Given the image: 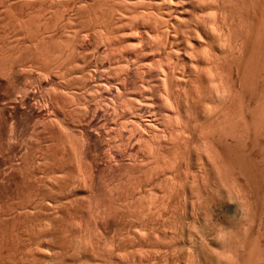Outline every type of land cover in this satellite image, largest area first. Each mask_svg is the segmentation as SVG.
I'll return each instance as SVG.
<instances>
[{
  "label": "rangeland",
  "instance_id": "obj_1",
  "mask_svg": "<svg viewBox=\"0 0 264 264\" xmlns=\"http://www.w3.org/2000/svg\"><path fill=\"white\" fill-rule=\"evenodd\" d=\"M210 1L0 0V264H264V0Z\"/></svg>",
  "mask_w": 264,
  "mask_h": 264
},
{
  "label": "bare ground",
  "instance_id": "obj_2",
  "mask_svg": "<svg viewBox=\"0 0 264 264\" xmlns=\"http://www.w3.org/2000/svg\"><path fill=\"white\" fill-rule=\"evenodd\" d=\"M220 1H221V0H211V1H210L211 3L209 2L211 5L208 3L207 8H208V6H209V7H210L209 9L212 10V11L215 10V9H216L217 11H218V10H221L220 8H221V6L223 5V1H224V0H222V2H221L222 5H221V6H220V4H221ZM212 2H213V3H212ZM214 6H215V7H214ZM222 7H223V6H222ZM214 12H215V11H214ZM214 12H213L212 14H210L209 19H210V18H211V19L208 20V21H209V22H208L209 26H208V24L205 25V29H204V31H207V32L209 31L208 33H209V34L212 33L216 38H221L222 36H226V33H229V32L231 33V30H230V29L228 30V27H227V31H228V32H226V31L223 29V30H221V31H225L226 33H225V34H224V33L221 34V32H220L221 27L219 26V27H220V28H219L218 26H216V24H217V25L219 24V23H218V20H219V19H220L219 21H222V22L224 23V21H225V16H224V15H221V17H219V19L217 18V19H218V20H217L216 17L218 16V12H219V11L217 12V16H216V17H215V14H216V13H214ZM221 13H222V12H221ZM222 14H223V13H222ZM219 15H220V12H219ZM225 22H226V21H225ZM239 22H240V21H239ZM221 24H222V23H221ZM221 24H220V25H221ZM224 24H225V23H224ZM224 24H223V25H224ZM227 24H228V23H227ZM227 24H226V25H227ZM195 27H196V26H195ZM206 27H208L207 30H206ZM216 27H218V28H216ZM224 27H226V26H224ZM251 28H252V27H251ZM194 29H195V28H194ZM252 30H253V29H252ZM256 30L258 31V28H257ZM249 31H251V30L249 29ZM259 31H261V30H259ZM201 32H203V31H201ZM201 32H200V33H201ZM247 32H248V30H247ZM254 32H255V31H254ZM194 33H195L196 36L199 35V33H198L197 31H196V32L194 31ZM194 33H193V34H194ZM204 33H205V32H204ZM208 33H205V35H206V34L208 35ZM230 33L227 34V36H226V38H227V40H226L227 43H226V44H227L228 48H230V46L233 44V43L231 42L232 39H230V37H228V36H230V35L232 34V33H231V34H230ZM245 33H246V32H245ZM251 33H252V32H251ZM251 33H250V35H251ZM259 33H260V32H259ZM259 33H258V34H259ZM262 33H263V32H262ZM262 33H261V35H262ZM212 34H211L212 37L210 36V38H211L212 40L209 38L210 40H209L208 44L210 43V41H211V42H214V41H213V40H214L213 38H215V37H213ZM232 35H233V34H232ZM253 35H254L253 37H255V34H253ZM259 35H260V34H259ZM201 36H202V35H201ZM233 36H235V35H233ZM231 37H232V36H231ZM241 37H242V36H241ZM241 37H240V38H241ZM251 37H252V36H251ZM202 38H203V36L201 37V39H202ZM206 38H207V37H206ZM228 38H229V39H228ZM242 38H243V37H242ZM242 38H241V39H242ZM259 38H261V37H259ZM207 39H208V38H207ZM207 39H206V40H207ZM233 39H234V37H233ZM235 39H236V41H238V40H237L238 38H236V36H235ZM250 39H251V38H250ZM253 39H256V38H253ZM253 39H252V41H251V40H250V41L253 42V41H254ZM202 40H204V39H202ZM228 40H230V41H228ZM199 41H200V40H199ZM199 41H198V42H199ZM226 41H225V42H226ZM232 41H234V40H232ZM236 41H234V42H236ZM239 41H240V40H239ZM243 41H244V40H242V42H243ZM261 41H262V40H261ZM206 42H207V41H206ZM229 42L232 43V44H231V45H228ZM254 42H255V41H254ZM202 43H203V44H206L207 46L210 45V47L212 46L211 44H213V43H211V44L208 45V44L205 43V42H202ZM230 43H229V44H230ZM240 43H241V41H240ZM256 43H257V42H256ZM263 43H264V42H263ZM259 44H260V43H259ZM261 44H262V43H261ZM242 45H243V44H242ZM253 45H254V44H253ZM203 46H204V45H203ZM238 46H239V45H238ZM238 46H237V48H238ZM243 46H244V45H243ZM243 46H241V47H243ZM258 46H259V45H258ZM205 47H206V46H205ZM210 47H209V48H210ZM234 47H235V46H234ZM254 47H255V46H254ZM259 47H260V46H259ZM237 48H236V49H237ZM251 48H252V44H251L250 49H251ZM262 48H264V47L261 46V49H262ZM210 49H212V48H210ZM210 49H208V50H210ZM213 49H214V48H213ZM213 49H212V50H213ZM239 49H240V48H239ZM239 49H238V50H239ZM212 50H210V51H212ZM229 50H232V47H231ZM253 50H254V48H253ZM263 50H264V49H263ZM219 51H220V50H219ZM227 51H228V49H227ZM207 52H208V51H207ZM213 52H214V51H213ZM215 52H216V51H215ZM251 52H252V51H250V54H252ZM260 52H262V50H260ZM260 52H259V53H260ZM211 53H212V52H211ZM225 53H226V52H225ZM262 53H263V52H262ZM262 53H261V55H262ZM226 54H227V53H226ZM209 55H211V54L209 53ZM209 55L207 54L206 56H209ZM213 55H214V54H213ZM216 55H217V53H216ZM216 55H215V56H216ZM250 56H251V55H250ZM263 56H264V55H263ZM209 57H211V56H209ZM209 57H208V58H209ZM217 57H218V55H217ZM208 58H205V61H206V62H207L209 59H211V58H209V59H208ZM214 58H215V57H214ZM254 58H255V57L253 56V59H254ZM262 58H263V57L261 56L260 59H262ZM212 59H213V58H212ZM215 59H216V58H215ZM256 59H257V57H256ZM260 59H259V60H260ZM213 60H214V59H213ZM257 60H258V59H257ZM252 61H253V60H252ZM263 61H264V60H263ZM211 62H212V64H213V62H215V61H210V63H211ZM255 62H256V61H255ZM257 62H258V61H257ZM207 63H209V62H207ZM207 63H206V64H207ZM258 63H259V62H258ZM260 63H261V62H260ZM214 64H217V60H216V63H214ZM255 64H256V63H255ZM196 65H197V64H196ZM208 65H210V64H208ZM256 65H257V64H256ZM260 66H261V65H260ZM255 67H256V66H255ZM257 67H258V66H257ZM196 68H197V67L195 66V68H193V70H196ZM257 69H259V68H257ZM260 70H261V69H260ZM258 71H259V70H258ZM211 72H212V71H211ZM211 72H210V73H211ZM158 73L162 76V77L160 78L161 83H162V89H163L161 92L164 93L163 95H165V97H164V96H163V97H164V99L166 100V103H167V101H168L169 99L166 98V97H169V96H166V95L171 94V91H172L173 88H172L171 91H169L168 94H167V80L169 79V75H168V74L165 72V70H163L162 68L159 69V72H158ZM208 73H209V71H208ZM210 73H209L208 75L211 76ZM259 73H260V72H259ZM262 73H263V72H262ZM254 74H255V73H254ZM256 74H257V73H256ZM256 74H255V76H256ZM212 75H214V76L216 77V74H212ZM214 76H212V78L209 77L211 80H212V79H215V80L212 81V83H213L214 81H216V78H217L218 76H220V75H218L216 78H214ZM262 77H263V76H262ZM180 78H181V77H180ZM180 78H179V79H180ZM220 78H221V77H219V81L222 82V81L220 80ZM255 78H256V77H255ZM255 78H254V79H255ZM258 78H259V77H258ZM179 79H178V83H180V82H179ZM217 80H218V79H217ZM255 80H256V79H255ZM263 80H264V79H263ZM120 81H121V80H120ZM180 81H181V79H180ZM257 81H258V80H257ZM258 82H259V81H258ZM158 83H160V82H158ZM171 83H172V82H171ZM176 83H177V79H176ZM212 83H211V84H212ZM215 83H216V82H215ZM254 83H255V82H254ZM157 85H158V84H157ZM160 85H161V84H160ZM160 85H158V86L160 87ZM215 85H216V84H215ZM250 85H252V82H251ZM168 86H169V85H168ZM213 86H214V83H213ZM216 86H217V85H216ZM219 86H222V83H221V85H220V83H219ZM256 86H257V85H256ZM172 87H174L173 84H172ZM211 87H212V86H211ZM263 87H264V86H263ZM170 88H171V87H170ZM218 88H219V87L217 86V90H218ZM221 88H222V90H223L224 87L222 86ZM228 88H229V87H228ZM253 88H254V87H253ZM258 88H259V87H258ZM260 88H261V87H260ZM260 88H259V90H260ZM211 89L213 90V88H211ZM214 89H215V88H214ZM251 90H252V89H251ZM254 90H257V89L255 88ZM176 91H177V90H175V88H174V92H175V93H177ZM220 91H221V90H220ZM225 91H227V90L225 89ZM228 91H229V89H228ZM252 91H253V90H252ZM172 92H173V91H172ZM257 92H258V91H257ZM257 92H256V93H257ZM159 93H160V92H159ZM175 93H174V94H175ZM178 93H179V92H178ZM211 93H216V90H215L214 92L211 91ZM217 93H218L217 95H216V94L214 95V100H215V98H218V97H219V96H218V95H219V92H217ZM221 93H222V92H220V96H221V99H222V98H224V97H222L223 95H221ZM224 93L227 94V93H229V92H227V93L224 92ZM222 94H223V93H222ZM252 94H254V93H251V95H252ZM257 94H258V93H257ZM261 94H262V93H261ZM261 94L259 93L258 95L260 96ZM118 95H119V94H118ZM118 95H117V96H118ZM160 95H162V94H160ZM251 95H250V96H251ZM263 95H264V94H263ZM263 95H262V96H263ZM208 96L210 97L211 95H208ZM215 96H216V97H215ZM224 96H225V95H224ZM228 96H229V95H228ZM256 96H257V95H256ZM119 97H120V96H119ZM226 97H227V95H226ZM254 97H255V95H254ZM160 98H161V97H160ZM210 98H211V97H210ZM228 98H229V97H228ZM228 98H226V100H227ZM259 98H260V97H259ZM261 98H264V97H261ZM261 98H260V99H261ZM120 99H121V98H120ZM167 99H168V100H167ZM208 99H209V98H208ZM221 99H220V97H219L218 100H221ZM251 99H252V98H251ZM214 100H213V101H214ZM256 100H257V99H256ZM256 100L253 99V101H255V102H256ZM121 101H122V99H121ZM127 101H129V100H126V102H127ZM131 101H132V100H131ZM126 102H123V103L128 104V103H126ZM133 102H134V101H133ZM214 102H215V101H214ZM261 102L263 103V104H262L263 106L260 105L261 108H262V107H264V102H263V100H262ZM215 103H216V102H215ZM257 103H258V102H257ZM259 103H260V101H259ZM125 104H124V105H125ZM131 104H132V103H131ZM245 105H246V104H245ZM81 107H82V106H81ZM81 107H80V108H81ZM127 107H128V106H127ZM131 107H132V106H131ZM247 107H248V106H247ZM254 107H256V104H255ZM80 108H79V109H80ZM256 108H257V107H256ZM76 109H77V108H76ZM128 109L130 110L129 107H128ZM77 110H78V109H77ZM74 111H75V110H74ZM74 111H73V112H74ZM77 112H78V111H77ZM81 112H82V111H81ZM81 112H80V113H81ZM68 113H69V112H68ZM74 113H75V112H74ZM69 114H70V113H69ZM78 114H79V113H78ZM257 117H258V116L253 117V118L256 119ZM263 117H264V115H263ZM261 118H262V117H261ZM251 119H252V118H251ZM252 120H253V119H252ZM262 120H263V119H262ZM262 120H261V121H262ZM263 122H264V120H263L261 123H263ZM175 123H177V122H175ZM177 124H178V123H177ZM178 125H179V124H178ZM180 128H181V127H180ZM263 128H264V126H263ZM133 129H134V128H133ZM65 133H66V132H65ZM68 134H69V132H68ZM70 134H71V133H70ZM222 134H223V133H222ZM244 134H245V133H244ZM246 134H247V133H246ZM63 135H64V134H63ZM63 135H62V136H63ZM217 135H218V134H217ZM217 135H216V136H217ZM220 135H221V134H220ZM220 135H219V136H220ZM226 135H227V134H226ZM240 135H242V134H240ZM221 136H222V135H221ZM232 136H233V135H232ZM242 136H243V135H242ZM244 136H245V135H244ZM246 136H247V137H246ZM246 136H245L246 139H248V134H247ZM66 137H67V136H66ZM71 137H72V136H71ZM74 137H75V136H74ZM137 137L139 138L140 136L138 135ZM225 137H226V136H225ZM240 137H241V136H240ZM249 137H250V136H249ZM62 138H63V137H62ZM68 138H70V137H68ZM68 138H67V139H68ZM214 138H215V136H214ZM217 138H218V136H217ZM222 138H223V137H222ZM232 138H233V137H232ZM242 138H244V137H242ZM211 139L213 140V138H211ZM219 139H220L219 141H217L216 139H215V140H216L217 142L221 143V142H222V141H221L222 139H221V138H219ZM235 139H236V138H234V140H235ZM239 139H240V138H239ZM239 139L237 138V140H239ZM246 139H245V141L247 142ZM215 140H214V141H215ZM223 140H224V139H223ZM225 140H226V139H225ZM231 140H232V142H233V139H231ZM237 140H236V141H237ZM240 140H241V139H240ZM240 140H239V141H240ZM242 140H243V139H242ZM248 140H249V139H248ZM75 141H76V140H75ZM77 141H78V140H77ZM77 141H76V142H77ZM142 141H143V139H142ZM220 141H221V142H220ZM250 141H251V140H250ZM253 141H254V140H253ZM255 141H256V140H255ZM255 141H254V142H255ZM72 142H73V140H72ZM251 142H252V141H251ZM234 143H236V142H234ZM238 143H240L239 145H242V141H240V142H238ZM248 143H249V142H248ZM80 144H81V143H80ZM174 144H175V143H174ZM178 144H179V143H178ZM178 144H175V145L177 146ZM223 144H225V143H223ZM223 144H222V145L220 144V146L223 147ZM231 144H233V143H231ZM231 144H230V145H231ZM244 144H245V142L243 143V145H244ZM250 144H251V143H250ZM74 145H75V144H74ZM74 145H72V146H74ZM81 145H82V144H81ZM218 145H219V144H218ZM226 145H227V144H226ZM230 145H229V146H230ZM234 145H235V144H234ZM234 145H233V147H235ZM236 145H237V144H236ZM239 145H238V147H239ZM251 145H253V144H251ZM205 146H206V145H205ZM244 146H247V145H244ZM77 147H78V146H77ZM231 147H232V145H231ZM231 147H230V148H231ZM240 147H241V146H240ZM242 147H243V146H242ZM74 148H75V147H74ZM79 148H80V147H79ZM235 148H236V147H235ZM244 148H246V147H244ZM222 149H223V148H222ZM225 149H226V148H225ZM227 149H228V147H227ZM237 149H238V148H237ZM242 149H243V148H242ZM230 150H231V149H230ZM232 150H233V149H232ZM235 150H236V149H235ZM239 150H241V149H239ZM244 150H245V149H244ZM244 150H243V152H244ZM225 151H226V150H225ZM225 151H223V153H224ZM247 151H248V150H247ZM247 151H246V152H247ZM227 152H228V150H227ZM229 152H231V151H229ZM229 152H228V153H229ZM243 152H242V153H243ZM79 153H80V152H79ZM244 153H245V152H244ZM244 153H243V156L246 157L245 155H247V154L245 153V155H244ZM77 154H78V153H77ZM229 154H230V153H229ZM231 154H232V153H231ZM231 154H230V156H231ZM240 154H241V153H240ZM240 154H239V155H240ZM213 155L216 156V154H213ZM217 155H218V154H217ZM224 155H225V154H224ZM226 155H227V154H226ZM77 156L79 157V155H77ZM80 156H81V155H80ZM230 156H229V157H230ZM233 157H235V154H234ZM233 157H232V158H233ZM183 158H184V157H183ZM224 158H225V157H224ZM236 158H237V157H236ZM241 158H243V157H241ZM82 159H83V158H82ZM228 159H229V158H228ZM239 159H240V158H239ZM246 159L248 160V158H246ZM249 159H250V158H249ZM79 160H80V158H79ZM232 160H233V159H232ZM235 160H236V159H235ZM235 160H234V161H235ZM82 161H83V160H82ZM226 161H227V160H226ZM229 161H230V160H229ZM236 161H237V160H236ZM240 161H241V160H240ZM242 161H243V160H242ZM230 163H231V162H230ZM233 163H234V162H233ZM243 163H245V162H243ZM246 163H247V162H246ZM248 163H249V162H248ZM251 163H252V162H251ZM83 164H84V163H83ZM85 165H86V164H85ZM228 165H229V163H228ZM235 165H237V164L235 163ZM240 165H241V163H240ZM240 165H239V166H240ZM249 165H250V164H249ZM82 166H83V165H82ZM231 166H232V165H231ZM245 166H247V165L245 164ZM241 167L244 168V166H241ZM241 167H240V168H241ZM249 167H250V166H249ZM252 167H253V166H252ZM240 168H239V169H240ZM85 169H86V168H85ZM245 170H246V169H245ZM253 170H254V169H253ZM241 171L243 172V170H241ZM247 171H249V169H248ZM243 173H244V172H243ZM244 175H245V174H244ZM248 175H249V174H248ZM247 177H248V176H247ZM251 177H252V176H251ZM211 195H212V193H211ZM211 195H210V196H211ZM241 226H242V225H241ZM242 227H243V226H242ZM235 228H236V227H235ZM240 228H241V227H240ZM244 228H245V227H244ZM246 229H247V228H246ZM223 230H224V229H223ZM225 230H226V229H225ZM230 230H231V229H230ZM230 230L228 229L227 231H230ZM243 230H244V229H243ZM244 231L246 232V230H244ZM223 232H226V231H223ZM231 232H232V231H231ZM231 232H230V233H231ZM220 233H222V232H220ZM230 233H229V235H233V233H232V234H230ZM238 233H240V231H238ZM224 234H225V233H224ZM224 234L222 233L223 236H225ZM226 235H227V234H226ZM229 235H228V236H229ZM233 236H234V235H233ZM244 236H245V235H244ZM241 237H242V236H241ZM229 238L231 239V237H229ZM232 238H233V237H232ZM234 238H235V237H234ZM236 238H237V237H236ZM238 238H239V237H238ZM222 239H223V237H222V238L220 237L219 240L222 241ZM227 239H228V238H227ZM240 239H241V238H240ZM234 240H235V239H234ZM236 240H237V239H236ZM220 241H219V242H220ZM239 241H240V240H239ZM239 241H238V242H239ZM224 242H225V241H224V239H223V242H222V243H223L224 246H225L226 244H225ZM240 242H242V240H241ZM220 243H221V242H220ZM222 243H221V245H223ZM227 243H228V245H227L226 247L229 246V242H227ZM234 243H235V242H234ZM244 243H245V242H244ZM230 244H231V243H230ZM241 244H242V243H241ZM239 246H240V245H239ZM241 246H242V245H241ZM232 247H233V249H234L235 246H232ZM239 248H240V247H239ZM229 249H230V248H229ZM224 250H225V248H224ZM220 251H221V250H220ZM231 251H232V250H231ZM217 252H218V251H217ZM217 252L215 253V254H217V256H218L219 254H221V253L218 254ZM225 252H226V251H225ZM225 252H224V253H225ZM222 253H223V252H222ZM228 253H229V252H228ZM230 254H231V253H230ZM230 254H229V255H230ZM257 254H259V253H257ZM229 255H228V257L230 258L231 255H230V256H229ZM232 255L234 256L235 254H232ZM233 256H232V258H233ZM259 256H261V255H259ZM259 256H258V257H259ZM263 256H264V255H263ZM222 257H223V256H222ZM225 257H226V256L224 255L223 258L225 259ZM255 257H256V256H255ZM261 257H262V256H261ZM219 258L221 259V257H219ZM229 258H228V260L232 261V260H231L232 258H230V259H229ZM216 259H217V257H216ZM235 259H236V258H235ZM235 259H234V260H235ZM256 259H257V258H256ZM256 259H255V260H256ZM260 259H261V258H260ZM260 259H259V260H260ZM262 259H263V257H262ZM228 260H227V261H228ZM234 260H233V262H234ZM218 262H220V261H218ZM257 262H259V261H257ZM216 263H217V262H216ZM225 263H226V262H225ZM225 263H224V264H225ZM228 263H229V262H228ZM217 264H221V263H217ZM231 264H232V263H231ZM234 264H235V262H234Z\"/></svg>",
  "mask_w": 264,
  "mask_h": 264
}]
</instances>
